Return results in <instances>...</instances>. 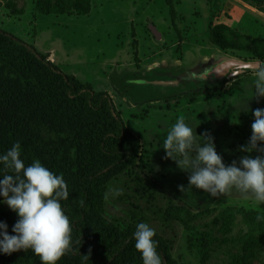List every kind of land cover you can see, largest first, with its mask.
Returning a JSON list of instances; mask_svg holds the SVG:
<instances>
[{
    "label": "rangeland",
    "instance_id": "374dc122",
    "mask_svg": "<svg viewBox=\"0 0 264 264\" xmlns=\"http://www.w3.org/2000/svg\"><path fill=\"white\" fill-rule=\"evenodd\" d=\"M8 1L14 3L11 9L5 7ZM35 1L0 0V29L33 46L64 74L108 93L140 144L136 161L108 177L102 217L119 228L148 223L171 245L170 255L177 264H264V244L259 247L249 238V225L237 213L264 214V204L235 189L212 197L202 189L188 188L191 173L165 159L162 146L171 126L184 118L197 136L213 138L225 165L238 161L241 153H257L241 150L249 142L254 117L251 111H240L239 104L248 100L250 109L264 108V98L252 97V70L264 59L255 55L258 48L251 44L247 50L221 49L210 41L209 32L222 24L243 41L264 39V0L259 6L249 0H173L175 24L164 0H91L89 14L82 16L44 15L35 10ZM224 61L236 64L219 79L210 75L218 81L190 79L203 67L208 71ZM128 81L138 88L131 95L119 89ZM212 84L218 87L213 89ZM150 94L155 95L150 102L133 101ZM109 188H121L123 193L105 199ZM168 206L188 209L189 220L172 217L163 223L154 211ZM2 208L10 209L6 204ZM195 237L208 242L207 253Z\"/></svg>",
    "mask_w": 264,
    "mask_h": 264
},
{
    "label": "trees",
    "instance_id": "16d2710c",
    "mask_svg": "<svg viewBox=\"0 0 264 264\" xmlns=\"http://www.w3.org/2000/svg\"><path fill=\"white\" fill-rule=\"evenodd\" d=\"M164 1L175 24L173 0ZM249 1L257 6L262 3ZM34 5L44 15L82 16L91 10V0H36ZM5 7L11 9L14 3L8 1ZM242 38L222 24L214 25L209 32L210 41L221 49L247 50L249 44L255 45L258 48L255 55L263 60L264 39ZM134 84L128 81L119 89L131 95L138 89L133 88ZM154 98L150 94L145 100L133 101L146 103ZM16 142L21 145L20 158L25 166L38 159L66 182L69 196L61 205L69 217L71 240L57 264H143L134 247L136 226H113L100 213L108 177L136 161L140 155L138 140L126 129L108 93L94 91L90 83L64 74L33 46L0 29V155ZM256 155L258 152L251 156ZM242 156L248 155L241 153L238 161ZM8 174L13 173L0 165V176ZM2 204L0 221H5L9 234H14L12 227L18 216L11 209L4 210ZM154 212L163 223H169L172 217L185 222L190 216L189 210L182 206ZM237 213L249 225V238L262 246L264 220L257 217L264 214L243 210ZM153 239L158 241L162 264H177L170 255L171 245L157 235ZM195 239L202 252L207 253L208 242L203 237ZM0 264H41V261L29 249L0 254Z\"/></svg>",
    "mask_w": 264,
    "mask_h": 264
},
{
    "label": "clouds",
    "instance_id": "9594fccd",
    "mask_svg": "<svg viewBox=\"0 0 264 264\" xmlns=\"http://www.w3.org/2000/svg\"><path fill=\"white\" fill-rule=\"evenodd\" d=\"M255 76L252 97L264 98V64L252 70ZM247 102L239 104L240 111H251L254 121L252 134L245 152H258L255 157L242 156L239 161L225 165L217 153L213 138L209 134L197 136L195 128L178 118L163 138L165 159L171 158L177 166L191 174L188 188L195 187L218 197L235 189L245 197L264 204V108L255 110L247 107ZM197 137H203L198 141ZM19 142L0 155V165L13 174L0 177V203L6 204L18 216L8 232V224L0 221V254L10 255L20 250H29L40 258L41 264H57L70 247L71 225L61 201L67 200L69 193L62 175L45 167L40 160L25 166L20 158ZM180 190L184 191L183 185ZM123 189L109 188L105 199L122 195ZM264 220V217H257ZM155 228L140 222L133 233L135 249L140 252L143 264H162L157 252L158 241Z\"/></svg>",
    "mask_w": 264,
    "mask_h": 264
},
{
    "label": "water",
    "instance_id": "95a60500",
    "mask_svg": "<svg viewBox=\"0 0 264 264\" xmlns=\"http://www.w3.org/2000/svg\"><path fill=\"white\" fill-rule=\"evenodd\" d=\"M150 30L152 32V34L155 36V38L159 39L160 38V34L159 32L156 30V28L152 25H150ZM234 62H229V61H224L221 62V64L217 65L216 67L208 70V75L210 76H215L216 78L221 77L223 74H225V72H227L229 70V67H231V65L235 66ZM241 68H251L257 65H250V64H240L239 65ZM170 82H168L169 84ZM163 84H167V83H163Z\"/></svg>",
    "mask_w": 264,
    "mask_h": 264
},
{
    "label": "flooded vegetation",
    "instance_id": "af4514ba",
    "mask_svg": "<svg viewBox=\"0 0 264 264\" xmlns=\"http://www.w3.org/2000/svg\"><path fill=\"white\" fill-rule=\"evenodd\" d=\"M206 70H207V68L203 67L202 70L199 73H197V74H195L193 76L191 75L190 79H192V80H195V79L197 80L198 79V80H201L200 82L209 80V78H211V76L208 75V71H206ZM230 74H232V72L228 73L227 75L230 76ZM211 79L212 80H210V81L214 82L215 80L218 81L219 78L214 80V78L212 77ZM192 80H190L191 84L194 83V81H192Z\"/></svg>",
    "mask_w": 264,
    "mask_h": 264
}]
</instances>
